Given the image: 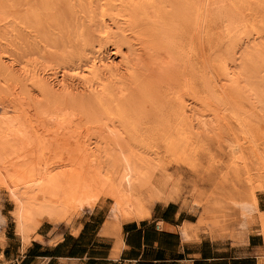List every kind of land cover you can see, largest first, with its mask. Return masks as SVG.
Returning <instances> with one entry per match:
<instances>
[{"label": "bare ground", "instance_id": "obj_1", "mask_svg": "<svg viewBox=\"0 0 264 264\" xmlns=\"http://www.w3.org/2000/svg\"><path fill=\"white\" fill-rule=\"evenodd\" d=\"M210 1L225 8L234 27L225 33L232 37L234 30L237 40L241 44L243 41L246 43L245 39L250 37L247 38L248 34L243 29L251 21L246 23L248 21L241 13L245 9L240 8L247 2V12H250L248 1L256 0ZM210 1L2 0L0 13L5 15L7 10L8 17L21 30L20 34L18 28H14L20 35L14 32V37L18 35L14 39L21 38V35L24 38L25 44L20 45L23 40L19 38V43L14 40V46L19 45L15 46L17 49L23 46L26 51L29 49L26 46L36 50L42 47L46 53L44 47H49L46 55L62 63L58 62L59 71L50 72L49 80L47 73V77L40 75L38 68L42 64L36 62L39 59L37 52L29 49L31 55L34 54L31 57L27 52L32 59L31 64L30 57L22 59H30L26 63L31 66L21 59L25 65H18L22 66L21 71L18 70V75L20 71L22 77L20 74L18 80L24 83L18 84L16 68L14 71V63L10 60L12 57L7 60V51L4 52L0 46V85L10 88L8 83L16 82L23 90L20 91L26 90L24 94L27 97H24L25 102L22 101L25 99L20 100L22 95L17 96L16 89V92L12 91L13 84L11 89L6 90L8 92L0 89V108L5 112V118H0V202H10L9 216L22 240L27 241L43 220L58 223L69 219V223L73 219L71 215L77 217L83 209H91L99 202L107 204L111 218L118 225L128 219H145L148 217L147 206L151 203L177 202L179 199L183 205L197 204L200 209L196 222L188 228L194 232L208 228L206 224L210 221L197 198L180 199L182 197L171 172L168 173L162 165L151 167L136 155L128 154L126 149L144 144H166L172 136L189 142L201 137L205 121L192 110L195 104L192 108L188 107L189 103L183 95L165 101L156 110L141 111L140 106L146 95L160 90L161 84L157 86L149 77L154 72L149 66L154 63V53L161 50L157 58L163 63L168 62L169 56L181 60L185 50L191 53L195 49L196 17ZM256 3L260 4L261 0ZM3 8H6L5 12ZM3 19L0 18V24ZM249 25L252 27L253 23ZM249 25H246L248 29ZM252 30L255 31V28ZM250 39L253 40V37ZM10 43L13 45V42ZM124 48L126 51H123ZM247 48L246 56L242 57L246 58V63L249 61L248 65L254 59L263 60L257 55L260 50L263 51L260 44ZM23 55L19 56H26ZM112 55L119 57V61L110 59ZM46 58L41 57L43 63H49ZM233 62L235 58L221 63L225 79L230 78ZM245 66H241L238 73V76L242 75V80L248 79L244 73L249 68ZM162 71L167 74L166 65L162 66ZM186 73L184 68L178 70L175 76L183 77V83L188 87L185 93L194 97L199 85L196 80H187ZM68 77L77 80V83L71 84L73 80L69 82ZM161 80L167 82L165 76ZM251 84L248 90L253 91L258 99H264V87H261L264 81H260L258 87L252 81ZM20 85L26 87L21 88ZM193 101L196 103L195 98ZM164 117L172 118L174 129L168 128L156 135L150 125ZM193 118L195 122L192 124ZM189 127H193L192 133L187 132ZM245 193V197L253 194L252 190ZM245 197L231 200L236 212L245 204ZM249 200L251 208H254L255 197ZM238 215L239 226L242 227L238 233L257 226V218L248 214ZM5 222L6 218L0 210V240ZM220 227L217 229L223 231Z\"/></svg>", "mask_w": 264, "mask_h": 264}, {"label": "rangeland", "instance_id": "obj_2", "mask_svg": "<svg viewBox=\"0 0 264 264\" xmlns=\"http://www.w3.org/2000/svg\"><path fill=\"white\" fill-rule=\"evenodd\" d=\"M256 1H248V3H250V12L248 11L250 16L247 12V2L246 4L243 3L245 5L242 4V6L245 8H240L243 11L245 9L244 12H241V10L240 12L245 15L244 16L242 14V17H245L244 19L248 21L246 23H249L250 21L251 22L249 24L252 25L253 23L252 27L249 24H245L243 29L244 32H247L248 34L247 38L253 37V40L250 38L247 40L245 39L246 43L243 41V44H241V42L237 40L234 30L232 37L227 35L225 33L226 30L234 29V27H232L229 22V18L225 13V8L222 9L217 4L215 5L212 3V1H210L209 4L204 7L205 9H203V11L196 17V28L194 30L195 49H193L191 53H188L185 50V52L181 55V60H176L169 56L167 63H163L159 58H157V54L161 52V50L158 49V53H154L153 56L154 63L149 64V66L154 69V72L149 75L150 79L157 86L158 84L161 85H159V92L153 93L150 96L146 95L140 106L141 111L159 109L160 105L165 101H172L176 95H183L187 101V104L189 103L188 107L192 108L193 104H195L196 106L193 107L194 109L192 108V110H195L197 116L205 121V126L202 128L203 132L201 137L197 140H194L193 142H189L176 139L174 136H172L171 141L166 144H161L160 142V145L144 144L142 147L141 145H138L140 146H137L138 148L126 149L128 154L136 155V157L142 161L148 162L151 167L162 165L163 169H165L168 173L171 172L170 174H172V178L175 179L174 183L177 182L175 186L178 188L179 195L182 197L180 199H183L184 197L189 199L194 197V200L197 198L196 200L199 203V206L203 211L206 212V215L211 222H209L210 225L207 222V229L205 228L206 225L203 227L206 229H204V231L208 230L207 232L210 234H213L214 230H218L217 232L224 233V235L233 236L241 231L242 227L239 226L240 218L238 215V213H240L242 215L248 214L257 218L258 223L256 227L259 229L261 235L264 238V211L257 209V193H262L264 191V99H258L253 91L248 90L251 81L255 86H257L260 81H264V54L262 53L264 51V44H262L264 43V0H261L260 4L256 3ZM1 2L2 0H0V3ZM5 9L6 8H3V12L6 11L5 15L0 13L1 19L6 16L0 24V36L2 39L0 41V46L4 49V52L7 51L5 52L8 55L7 60H9L11 57L13 59L15 58L14 60L12 58L10 60H12V64L14 63V71L16 68L15 78H17L18 84L24 83H20L18 79H20L19 75L22 73H20L21 67L25 64L28 66L32 62L31 57L34 54L31 55V51L33 53L37 52V59L39 57V61H36L34 59L36 57L34 56L33 61H36L39 65L42 64L38 68L40 75L43 74L42 76L47 77L48 74L50 77V72H56L58 67L60 69V64L62 63L55 57L54 58L56 61L52 57L50 59V55L49 57L46 55L48 53L49 47H44L47 53L42 50V47V49L40 47V49H37L38 51L42 50L41 52L44 54L38 52L36 49L30 48V46L26 47L31 51L29 49H27L28 51L24 50L23 46H20L21 48L18 47V50L15 46L19 45L14 46V40L17 43L20 42V39L23 40L20 42L21 45L25 44L24 38L21 35V38L18 37V39L20 38L19 40L14 39L19 35L18 31L20 29L18 24L15 21L13 22V20L8 17L9 12ZM6 18L9 22L11 21V23L5 20ZM246 25H249L250 29H248V26ZM253 27L255 28L257 34L252 30L254 29ZM14 28H18V31H15L16 29ZM14 32L18 34L16 37H14L16 35L13 34ZM10 42H13V45ZM252 44L257 46L260 44L262 46L263 51L260 50L259 54L257 55L261 56L263 60L258 57L260 60L254 59L255 62L259 61L258 64L254 63V61H251V64L248 65L249 61L246 63L247 60L245 57H242V55L246 56L244 53L248 50L247 46L249 47ZM42 46H44L43 43ZM125 49L126 48H124L123 51H126ZM22 51H25L26 54H24L25 52L23 53ZM27 52H29L31 57L27 54ZM17 54L21 56L24 54L23 56H26L21 57ZM40 54L43 56V58H46L47 56L46 59L49 60V63H43L41 60L42 56ZM27 57H30V62V59L24 61ZM22 58L25 59L23 60ZM112 58L115 62L119 61V57H114L112 55L110 59ZM234 58L235 62L231 63V67L234 63L236 65L234 64V67L230 68V78L225 79L221 63L232 61ZM242 58H244L243 63ZM16 59L18 60L16 61ZM21 59L25 62V64ZM27 61L30 64H27ZM58 62H60V64ZM34 63L35 62L32 64ZM21 64L22 66H18ZM244 64L249 68L248 70L250 74L248 73V70H246L247 72L244 73L246 75L245 78H248V81L251 80L249 83L245 79L242 80L241 74L238 76L239 69L241 66L244 67ZM165 65L167 74H164L162 71V66ZM247 66H245V68ZM253 66H257V68L253 69ZM184 68L187 72L186 75H188L187 80L192 79V82L196 80L197 84L199 85L194 97L188 96L187 93H185V90L188 87L183 83V77L175 76V74L178 73V70H182ZM18 70H20L19 75ZM163 76H165L167 82H163L161 80ZM254 76L258 80H260V77H263V80H252ZM20 77H22V74ZM58 78H60V76H58ZM66 79L71 82L70 80L72 78L68 77ZM49 80H51V77ZM75 81L77 83V80L74 79L71 84H74ZM176 83H178V86ZM0 84L2 83L0 82ZM12 84L13 86L15 85L12 91H15L16 89L18 91L17 96L22 95L20 100L25 98L27 99L24 94L26 93V90L22 92L23 90L19 89L20 87H18L19 85L16 82H9L8 86L10 88L4 87L5 85L3 87L0 85V89H4L3 91L8 92L6 90L11 89ZM20 86L21 88L26 87H22V85ZM261 87L263 88L264 86L262 85ZM20 92L22 94H20ZM194 98L196 103L193 101ZM26 99L22 101L25 102ZM11 110L13 111V109ZM190 115H192V112ZM0 118H5V112L1 108ZM194 122L195 120L193 118L192 124ZM1 128L2 125L0 124V129ZM150 128L154 130L156 135H160L168 128L174 129V122L172 118L164 117L159 119V121L152 123ZM187 132L192 133L193 127H189ZM249 190H252V196L249 195L248 197H245V191ZM200 192L201 195H199ZM238 196L240 199H238ZM253 196L255 197V207L251 208V202L249 199ZM241 197H245L243 201L246 202L239 209V211L236 212V210L231 206V200L234 198L242 200ZM154 203H151L147 206L148 216L150 215V207ZM178 203L182 204V200L178 199ZM0 204L1 214L5 216L8 226L12 227L13 223L11 222L10 216H8V210L11 208L10 202L4 200L1 201ZM97 205L104 207L106 214H108L109 217H112L109 214L106 203L99 202L94 206ZM189 207L191 210H193V212L196 213V216L198 217L200 209L197 207V204H191ZM93 208L94 207L85 210H92ZM85 210L83 209L80 213L84 212ZM74 217L76 216H70V218ZM68 220L69 219L63 221L67 223ZM219 227L223 228V231L217 229ZM247 231L248 230H245L244 233H247Z\"/></svg>", "mask_w": 264, "mask_h": 264}, {"label": "crops", "instance_id": "obj_3", "mask_svg": "<svg viewBox=\"0 0 264 264\" xmlns=\"http://www.w3.org/2000/svg\"><path fill=\"white\" fill-rule=\"evenodd\" d=\"M257 209L264 211V191ZM149 213L116 225L97 205L69 223L43 220L27 241L6 220L0 264H264V238L254 225L233 236L194 232L188 225L196 213L178 201L156 202Z\"/></svg>", "mask_w": 264, "mask_h": 264}]
</instances>
